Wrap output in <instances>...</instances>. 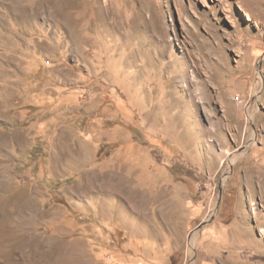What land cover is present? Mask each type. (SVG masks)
<instances>
[{"label":"rangeland","instance_id":"1","mask_svg":"<svg viewBox=\"0 0 264 264\" xmlns=\"http://www.w3.org/2000/svg\"><path fill=\"white\" fill-rule=\"evenodd\" d=\"M0 264H264V0H0Z\"/></svg>","mask_w":264,"mask_h":264}]
</instances>
